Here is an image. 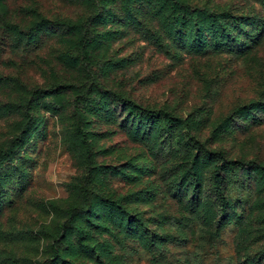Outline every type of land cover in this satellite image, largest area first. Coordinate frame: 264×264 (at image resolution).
Listing matches in <instances>:
<instances>
[{
	"label": "rangeland",
	"instance_id": "rangeland-1",
	"mask_svg": "<svg viewBox=\"0 0 264 264\" xmlns=\"http://www.w3.org/2000/svg\"><path fill=\"white\" fill-rule=\"evenodd\" d=\"M0 264H264V0H0Z\"/></svg>",
	"mask_w": 264,
	"mask_h": 264
},
{
	"label": "trees",
	"instance_id": "trees-1",
	"mask_svg": "<svg viewBox=\"0 0 264 264\" xmlns=\"http://www.w3.org/2000/svg\"><path fill=\"white\" fill-rule=\"evenodd\" d=\"M221 28L223 29L222 25H221ZM227 33L229 34V32L224 31V36H226ZM217 169H219V168H217ZM221 182H222V177L219 174L215 173L214 178H213L214 185L216 187H219L221 185Z\"/></svg>",
	"mask_w": 264,
	"mask_h": 264
}]
</instances>
